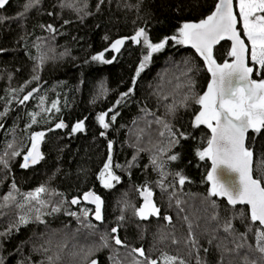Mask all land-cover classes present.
I'll list each match as a JSON object with an SVG mask.
<instances>
[{"label": "trees", "instance_id": "trees-1", "mask_svg": "<svg viewBox=\"0 0 264 264\" xmlns=\"http://www.w3.org/2000/svg\"><path fill=\"white\" fill-rule=\"evenodd\" d=\"M216 2L104 0L101 4L99 0H13L0 10V113H5L0 116V157L9 162L8 168L0 165V204L5 203L3 197L9 192L16 197L15 203L8 202L9 206L0 208L2 264H89L92 259L98 264H113V258L120 264H132L134 259H144L133 253V248H143L149 260L155 259L158 264H165L163 254L178 256L186 264H243L244 256L250 260L260 257L258 251L248 248L230 251L235 247L234 238L236 243L241 241L238 235L226 233L222 225L241 209L247 215L248 207L237 205L234 209L225 199L208 196L210 182L206 174L211 162L199 160L196 150L207 146L211 133L206 126L193 127L199 105L189 100L188 107L180 106L189 91L185 75L188 68L193 69L189 75L195 81L196 93L203 94L210 83L203 59L188 45L169 40L162 51L152 54L136 77L148 50L130 39L119 53H105V59L115 56L111 64L91 59L116 39L131 37L142 27L154 43L176 35L183 23L199 22L211 14ZM30 3L32 6L26 10ZM236 14L239 19L237 10ZM47 25L56 31L49 32ZM240 27L239 21L242 35ZM221 48H226L225 53ZM230 50L228 42L215 48L217 62H232ZM40 57L44 58L42 64ZM37 65L40 80L29 83L37 74ZM254 79H264V71L255 72ZM133 81L134 94L117 106L115 102L132 87ZM37 88L39 91H34ZM29 92L32 97L20 103ZM57 101L59 111L51 108ZM172 105L176 106L174 114L168 111ZM109 109L118 115L111 122L113 112H109L106 122L110 127L105 130L97 117ZM32 113L39 114L36 124L31 123ZM61 120L68 126L66 130L52 131ZM157 120L185 132L188 139H181L169 150L168 133ZM80 121L84 122V130L73 133L71 129ZM38 131L46 133L41 142L44 159L37 167L23 168V156L31 147L30 137ZM102 131L105 136L100 135ZM140 131L141 140L152 133L149 140L154 139V144L165 149V153L156 150L155 156L164 162L166 176L151 163L153 148L141 146L142 151L138 152L132 137ZM161 131H165L164 136L159 135ZM109 141L113 142L111 153ZM249 146L254 154L253 174L260 176L264 174V132L259 136L250 132ZM6 151L8 156H4ZM13 151H20L21 155L13 157ZM173 154L178 159L168 160ZM109 155L114 165H121L113 169L121 180L114 182V187L105 188L98 176ZM130 164L134 166L129 167ZM176 172L188 177L183 186L174 177ZM160 181L166 190L160 188ZM13 183L18 191L12 188ZM40 186L50 190L42 194L48 201V206L41 208L43 222L35 219V209L40 205L25 199L27 193ZM143 186L153 191L154 201L161 208L160 217L142 220L135 214L143 205L139 193ZM91 190L104 201L102 222L95 220L94 208L70 203ZM177 200L182 202L179 206ZM212 201L218 207L213 208ZM55 206L61 210L52 212ZM85 209L90 211L86 218ZM70 212L77 216L69 215ZM21 215L29 220L27 224H19ZM121 215L123 221L119 220ZM164 216H171V223ZM249 224L248 219L239 216L232 219L236 233L247 232L246 242L255 249L257 225L248 232ZM117 225L127 247L115 245L109 238V247L99 248L100 237ZM190 238L196 241L195 246ZM89 249H93L91 256H87ZM49 257L53 259L49 261Z\"/></svg>", "mask_w": 264, "mask_h": 264}, {"label": "snow or ice", "instance_id": "snow-or-ice-1", "mask_svg": "<svg viewBox=\"0 0 264 264\" xmlns=\"http://www.w3.org/2000/svg\"><path fill=\"white\" fill-rule=\"evenodd\" d=\"M8 2L9 0H0V9L4 8ZM35 2L39 3V0H35ZM99 2L102 4L104 0H99ZM238 3L242 31L250 42V60L252 66H249V45L245 43L244 39L241 38L240 31L237 30L238 19L233 10V0H217L211 14L199 20V22L183 23L176 35L164 37L159 42L154 43L150 39L146 29L142 27L131 37L116 39L110 44L109 48L93 55L91 59L111 64L115 60V56L112 59H105V53L108 51L119 53L125 45L126 40L129 39L136 44H142L148 50L147 54L143 57V61L139 64V68L135 73L136 77H139L141 72H143L147 63L151 60L152 54L162 51L168 45L169 40L181 45H190L202 57L208 72L211 73V81L203 94L196 93L194 90L195 81L189 75L193 72V69L188 68L185 75L188 76L187 87L189 91L181 101L180 106L188 107L189 100L199 105V110L194 115L193 127L199 128L203 125L211 133L210 138L207 139V146L202 150H196L199 160L204 161L205 159H209L211 161V170L206 174V179L210 182L208 196L225 198L226 203L234 209L237 205L248 206L247 215L241 209L222 225L226 233L234 237L238 235L241 241L240 243H236L234 238L233 243L235 247L234 249H230V251L239 252L243 248L258 251L261 254L258 259L250 260L247 256H244L243 264H264V174L260 176H254L253 174V150L249 146L248 135L250 131L254 136H259L264 132V79L257 80L252 78L254 71L257 73L264 71V0H238ZM31 6V3L27 5L26 10ZM47 29L49 32L56 31L52 25H47ZM225 39L232 42L228 56L232 57L233 60L231 63L227 60L223 63H218L214 55V47L221 40ZM43 62L44 58L40 57V64ZM39 68L40 65H37V68L34 70L37 74L33 75L29 83L40 80ZM34 91H39V89H34ZM134 91L135 81H133V85L128 91L121 94L120 99L115 102L116 105L122 104L127 97L134 94ZM31 97L32 92H29L23 96L20 103L28 101ZM58 103V101L53 102L51 108L59 111ZM43 104L44 97H41V105ZM175 108V105L169 106L168 111L174 114ZM43 110L49 111V109ZM109 112H113L110 121L114 122L118 115L114 109H109L108 112H103L97 117L100 126L105 130L110 127V123L106 122ZM4 114L0 113V116ZM37 115L39 114L32 113V124L38 123L36 119ZM157 123H162L168 133L169 150L179 144L181 139H188V135L185 132L173 130L171 124L163 120H157ZM66 127L68 126L62 120L55 125L57 129ZM83 130V121L77 122L71 129L73 133ZM45 134L43 131H38L30 137L31 147L27 151V154L23 156V164L21 165L23 168H28L30 165H35L44 159L40 152V144ZM100 135L105 136L106 132L102 131ZM159 135L164 136L165 131H161ZM8 147L12 148V144H9ZM112 148L113 142L109 141V153H111ZM139 151H142V149H138ZM160 152L165 153V149H160ZM11 155L13 157L20 156L21 152L13 151ZM4 156H8L7 151L4 153ZM177 159L178 155L176 154L168 156V160L170 161H176ZM135 160L136 157L134 156L133 161ZM151 163L162 175H167L163 172L164 162L160 161L157 156L153 155ZM0 165L8 168L9 162L7 159L0 157ZM131 166L134 165L130 164L129 167ZM114 167L119 168L121 165H114L112 156L109 155L98 176L105 188H112L114 187L113 181L120 182L121 180V177L116 175L113 170ZM231 173H235L236 176L231 177ZM174 177H178V184L180 186H183L188 180V177L180 172H176ZM159 186L162 190H166L163 181L159 182ZM172 186L175 187V185ZM12 188L18 191L15 183L12 184ZM49 191L46 186H40L33 192L25 195L26 201L29 203L36 201L40 205V207L35 209L37 212L35 219L39 222H43L41 220V216L43 215L41 208L48 206V201L42 198V194ZM140 195L143 197V206L136 209L135 214L142 220H147L150 217H160L161 208L153 200L154 193L151 188L143 186ZM172 195H175V193H172ZM82 199L95 205L94 218L96 221L102 222L104 219L102 214L104 201L101 197L95 192L89 191L83 194ZM3 200L5 203L0 204V208L9 206L8 202L15 203L16 197L13 192H9L3 197ZM80 202L81 199L79 197L73 198L70 201L73 205ZM181 203L180 200L176 201L177 206ZM18 206L24 207L23 204H19ZM212 207H218L215 201H212ZM60 210L59 206L52 207V212H59ZM68 214L77 216L75 212ZM89 215L90 211L85 209L83 216L86 218ZM236 216H239L242 220L248 219L250 221L248 232L253 231V225H257L254 232L255 249L246 242L247 232L236 233V230L233 228L232 219H235ZM77 218L79 219V217ZM216 218L215 216L213 217V219ZM163 219L169 223L172 221L171 216H164ZM185 219L187 220V217ZM119 220L123 221L124 216L121 215ZM28 222L29 220L25 216L21 215L19 217V224H27ZM86 226L94 227L91 224ZM119 228L120 225L114 226L111 228L110 233L102 235L100 237L102 243L99 245V248L109 247V238L114 241L115 245L127 247L118 234ZM189 229H191V223H189ZM173 242L178 243L175 239H173ZM190 242L195 246L196 241L194 239L190 238ZM132 252L144 258L143 260L134 259L132 264H158V261L155 259L149 260L143 248H133ZM92 254L93 249H89L87 256H91ZM161 258L165 264H186V261L178 256L163 254ZM48 259L51 261L53 258L49 257ZM0 264H2V260H0ZM89 264H98V262L92 259ZM113 264H120V261L113 258Z\"/></svg>", "mask_w": 264, "mask_h": 264}, {"label": "water", "instance_id": "water-1", "mask_svg": "<svg viewBox=\"0 0 264 264\" xmlns=\"http://www.w3.org/2000/svg\"><path fill=\"white\" fill-rule=\"evenodd\" d=\"M13 0H9V2H8V4L7 5H5L4 6V8H2V9H0V10H4L11 2H12ZM233 10H234V13L236 14V0H233ZM237 15V14H236ZM237 19H238V17H237ZM237 30L239 31V19H238V24H237ZM241 34V33H240ZM241 38L242 39H244V41H245V43L247 44V41H246V39L241 35ZM225 42H228V43H230V45H232V42L231 41H229V40H227V39H225V40H221L215 47H214V51H215V48H217V47H219L221 44H223V43H225ZM248 45V44H247ZM188 47L189 48H191L192 50H194L195 51V49L194 48H192L190 45H188ZM196 52V51H195ZM198 54V53H197ZM199 55V54H198ZM202 58V57H201ZM249 58H250V47H249ZM231 63V62H230ZM255 72V71H254ZM254 72H253V74H252V78H253V76H254ZM210 81H211V73H210ZM67 128V127H66ZM66 128H60V129H57V128H53V130L52 131H54V132H56V131H64V130H66ZM251 132V131H250ZM249 132V133H250ZM249 135V134H248ZM40 152H41V144H40ZM211 162V161H210ZM40 163V162H39ZM39 163H37V164H35V165H30L29 167H37L38 165H39ZM253 164H254V154H253ZM231 175V177H235L236 176V174L235 173H231L230 174ZM92 192H94V190H91ZM140 198H141V200H142V203H143V197L140 195ZM81 199V202L79 203V204H76V205H74V206H76V207H78V206H81V205H86V206H90V207H92V208H94L95 209V205L94 204H92V203H90V202H88V201H84L82 198H80ZM223 199H225V198H223ZM153 200H154V196H153ZM226 200V199H225ZM242 206H246V205H242ZM248 207V206H247ZM102 209H103V207H102Z\"/></svg>", "mask_w": 264, "mask_h": 264}, {"label": "rangeland", "instance_id": "rangeland-1", "mask_svg": "<svg viewBox=\"0 0 264 264\" xmlns=\"http://www.w3.org/2000/svg\"><path fill=\"white\" fill-rule=\"evenodd\" d=\"M236 10H237V13H238V16H239V3H238V0H236ZM239 21H240V26H241L240 27L241 28L240 30L242 31V21H241L240 17H239ZM242 35L244 36V38L246 39V41L248 42L249 47H250V42L247 40V38L244 35L243 31H242ZM225 51H226V48H221V52L222 53H225ZM250 51H251V49H250ZM249 60H250V58H249ZM250 66H252L251 60H250ZM152 135H153L152 133L151 134H148V137H147L146 140H141V131L139 132V135L138 136H136L135 133H134L132 138H133L134 142H136L135 145H136L137 149H141V146H143L145 148L148 147V146H150V148H153L152 149L153 152L151 153V155H153V154L156 155L157 154L156 150H160L161 148L158 145H156V143L154 144V142H153L154 139L149 140ZM140 141L141 142H145V143L141 144ZM114 182L115 181H113V183ZM142 206L143 205H141V207ZM92 213H94V211H92Z\"/></svg>", "mask_w": 264, "mask_h": 264}, {"label": "flooded vegetation", "instance_id": "flooded-vegetation-1", "mask_svg": "<svg viewBox=\"0 0 264 264\" xmlns=\"http://www.w3.org/2000/svg\"><path fill=\"white\" fill-rule=\"evenodd\" d=\"M247 44H248V42H247ZM249 66H250V60H249ZM254 75H255V72H254ZM253 79H254V76H253Z\"/></svg>", "mask_w": 264, "mask_h": 264}]
</instances>
